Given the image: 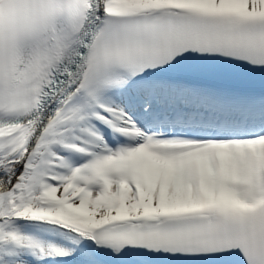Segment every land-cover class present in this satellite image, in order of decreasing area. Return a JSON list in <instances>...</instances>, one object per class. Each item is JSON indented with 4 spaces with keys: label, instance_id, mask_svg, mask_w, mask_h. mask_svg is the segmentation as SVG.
I'll return each mask as SVG.
<instances>
[{
    "label": "snow or ice",
    "instance_id": "obj_1",
    "mask_svg": "<svg viewBox=\"0 0 264 264\" xmlns=\"http://www.w3.org/2000/svg\"><path fill=\"white\" fill-rule=\"evenodd\" d=\"M0 264H264V0H0Z\"/></svg>",
    "mask_w": 264,
    "mask_h": 264
}]
</instances>
